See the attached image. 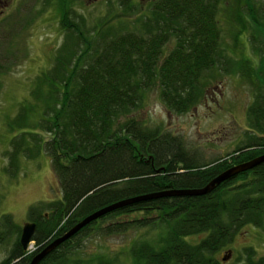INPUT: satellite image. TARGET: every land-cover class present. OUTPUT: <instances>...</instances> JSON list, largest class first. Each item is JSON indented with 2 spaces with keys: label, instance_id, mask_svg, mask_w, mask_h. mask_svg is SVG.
Segmentation results:
<instances>
[{
  "label": "trees",
  "instance_id": "obj_1",
  "mask_svg": "<svg viewBox=\"0 0 264 264\" xmlns=\"http://www.w3.org/2000/svg\"><path fill=\"white\" fill-rule=\"evenodd\" d=\"M117 1L120 17L135 18L132 29L110 37L98 33L86 40L67 11L63 13L68 43L35 82L31 95L38 104L22 105L13 120L11 133H16L5 172L15 177L20 156L32 160L43 151L60 197L29 207L28 221L36 225L30 253L20 245L21 228L12 216L0 217V246L10 241L0 264H28L45 245L112 203L164 190L202 188L224 170L264 154V43L251 32L264 27V0H233L230 5L240 27L235 41L247 34L261 65L256 78H250L254 96L247 109L246 143L229 160L207 163L187 154L181 137L145 127L134 113L155 86L166 108L182 114L197 103L202 80L215 68L228 73L246 65L247 72L253 70L248 68L251 61L229 59L222 48L220 14L222 8L228 11V2L153 0L143 11L134 0ZM168 43L172 48L163 56ZM35 112L38 117L28 123ZM247 226L264 230V163L204 196L162 197L107 213L39 264H228L224 253L218 256ZM139 230L145 233L125 255L84 251L94 235ZM243 252L244 264H264V256L254 258L250 247Z\"/></svg>",
  "mask_w": 264,
  "mask_h": 264
},
{
  "label": "rangeland",
  "instance_id": "obj_2",
  "mask_svg": "<svg viewBox=\"0 0 264 264\" xmlns=\"http://www.w3.org/2000/svg\"><path fill=\"white\" fill-rule=\"evenodd\" d=\"M134 1L141 4L143 11L153 2ZM224 2H228L229 12L222 8L220 14L222 48L229 59L236 62L242 59V63L243 60L251 61L247 66L253 70L247 72L246 65L228 73L215 68L202 80V94L197 103L182 114L166 108L159 98V88L155 86L145 93L142 105L134 113L145 127H160L162 131L181 137L187 154L201 163L220 158L229 160L235 155L233 152L246 143V131H249L247 109L254 96V84L250 78H256L255 72L261 65L247 34L235 41L240 27L231 13L230 5L234 1ZM65 11L69 21L77 25L79 28H76L89 41L98 33L110 37L132 29L135 18L134 15L120 17L122 10L117 0H0V217L11 215L20 228L30 222L27 218L30 206L60 197L56 175L43 151L32 160L20 156L15 177H10L5 169L9 163L8 153L12 150L10 140L16 133H11L13 120L22 105L38 104L31 95L35 82L51 67L57 52L68 43V33L61 24ZM261 28L260 32L254 28L251 32L264 43V27ZM172 45L163 46V56L168 54ZM37 117L38 113H30L28 123ZM253 133L258 135L255 131ZM144 233L145 230H139L114 236L94 235L85 242L84 251L125 255L133 240ZM9 246L10 241L0 246V260L6 256ZM248 247L255 252L254 258L264 256V230L252 226L241 229L218 257L229 250L228 264H244L243 249Z\"/></svg>",
  "mask_w": 264,
  "mask_h": 264
},
{
  "label": "water",
  "instance_id": "obj_3",
  "mask_svg": "<svg viewBox=\"0 0 264 264\" xmlns=\"http://www.w3.org/2000/svg\"><path fill=\"white\" fill-rule=\"evenodd\" d=\"M264 163V154L260 155L258 157H255L249 161L237 164L235 166H232L220 174H218L216 177H214L210 182H208L204 187L198 188V189H180V190H164L157 193H151V194H145L140 195L137 197L124 199L121 201H117L115 203H112L108 206H105L94 213L88 215L84 219H82L80 222H78L76 225H74L72 228H70L67 232H65L63 235L57 237L47 245H45L39 252H37L29 261L28 264H39L45 257H47L49 254H51L55 249H57L62 243L73 237L78 231H80L83 227L87 226L91 222L97 220L98 218L102 217L103 215L110 213L114 210L120 209L122 207L128 206L130 204L138 203L141 201H147V200H153L158 199L162 197H180V196H204L212 192L217 186H219L221 183L230 180L237 176L238 174L242 172L249 171L258 165ZM36 225L32 222L25 223L21 228L20 238L19 242L20 245L24 250H26V247L28 243L31 241V238L35 232ZM231 256L230 251L224 252L223 261H227Z\"/></svg>",
  "mask_w": 264,
  "mask_h": 264
},
{
  "label": "built area",
  "instance_id": "obj_4",
  "mask_svg": "<svg viewBox=\"0 0 264 264\" xmlns=\"http://www.w3.org/2000/svg\"><path fill=\"white\" fill-rule=\"evenodd\" d=\"M34 250V245L33 244H30L29 247H28V252H32Z\"/></svg>",
  "mask_w": 264,
  "mask_h": 264
},
{
  "label": "flooded vegetation",
  "instance_id": "obj_5",
  "mask_svg": "<svg viewBox=\"0 0 264 264\" xmlns=\"http://www.w3.org/2000/svg\"><path fill=\"white\" fill-rule=\"evenodd\" d=\"M262 155V154H261ZM258 156H260V155H257L256 157H258ZM235 166V165H234ZM226 262V261H225Z\"/></svg>",
  "mask_w": 264,
  "mask_h": 264
}]
</instances>
